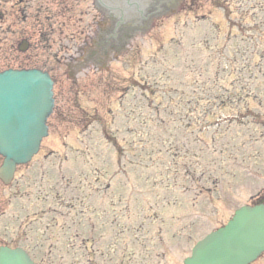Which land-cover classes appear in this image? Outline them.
Returning <instances> with one entry per match:
<instances>
[{
  "label": "flooded vegetation",
  "instance_id": "obj_1",
  "mask_svg": "<svg viewBox=\"0 0 264 264\" xmlns=\"http://www.w3.org/2000/svg\"><path fill=\"white\" fill-rule=\"evenodd\" d=\"M147 1L142 8L136 0H0V69L38 65L57 84L61 65L79 70L90 62L102 63L130 46L137 33L151 30L155 35L159 15L183 11L186 0H175L181 6L173 0ZM198 3L200 8L206 5L205 0ZM232 4V0L211 2L223 12L214 22L220 39L216 47L221 43L225 59L245 61L248 75V62L254 57L253 49L251 55L248 49L264 46V40L248 36V21L250 30L264 32V0H248V8ZM226 28L232 40L226 35L221 40ZM54 46H59L56 51L51 49ZM35 48L48 51L36 63L29 51ZM60 110L63 113L54 114L67 116L65 105ZM197 146L205 153L216 150L215 145L207 147L203 138ZM103 180H107L104 175L96 176V183L85 191L67 181L62 188L52 187L56 197L51 200L37 195L14 203V189L27 188L29 179L24 173L8 183L0 179V244L25 248L36 264H149L147 259L159 242L170 237L169 224L158 220L151 203L131 207L122 185L113 188Z\"/></svg>",
  "mask_w": 264,
  "mask_h": 264
},
{
  "label": "rangeland",
  "instance_id": "obj_2",
  "mask_svg": "<svg viewBox=\"0 0 264 264\" xmlns=\"http://www.w3.org/2000/svg\"><path fill=\"white\" fill-rule=\"evenodd\" d=\"M82 5H83V3H82ZM212 15H213L214 19L215 18L218 19L219 16H217V15L222 16L223 12L213 11ZM181 16L182 17H180V16L176 17V18L173 17L169 21L168 25L171 27L173 25H179L181 27L183 25V23L186 21V23H187L186 28L179 29L178 33H173V35H174L173 41L176 42V40L178 38L182 42L178 43L179 45H177V43L174 44L175 43L174 42L173 47H172L174 49L169 48L168 51L165 53L160 51L159 55L153 54L154 53L153 51L156 50V48H158L157 47L158 45H156V41H162L161 39L164 38V39H166V42H169V44H170V39L172 38L171 36L169 37V35L173 31L172 28H170L169 26H166V27L162 26L161 29H159L160 32L155 36V37H157V40L153 39V38L152 39L146 38L144 40L143 46H141V55L137 54L133 60H127L129 63H132L129 68H125L123 66V64H120V62H113L111 65H109L110 66L109 72L107 71V73H105V72H101L99 70L96 71L95 69L90 68L89 70H86L84 73H80L77 80H75V82H73L72 80H70L69 68H67L65 65H61L58 72L62 73V78H61L62 81H59L58 84L56 85V90L58 91V93H61L63 96L62 99H60V95L57 96V102L56 103L58 104L59 108H61V106L65 105V104L72 105V106L80 105V106L86 108V110L90 109L91 111H93L92 109H96L97 110L96 114H100L101 113L100 109H102V110L106 109L105 105L108 104L110 107H112V111L116 112L118 114L119 119L123 118L125 115H122L119 112V111L123 112V109L120 108L119 110H117V102L118 101L116 99H117V93H119V91L116 90V87L118 86L117 88L121 89V90L125 87H127L129 89H130V87L133 88L134 85H131L133 83H132V80H131L129 75H130V72L132 73L133 70L138 69V65L135 66V64L137 63V60H139V59H141V60L142 59L143 60L144 59H150L152 57H154V58H152L150 62H154L153 60H155V62H156L155 66L153 68H156L157 72L160 74L162 72H164L165 78H167V79H164V77H161L159 79L160 81L171 80L172 83H176V84H178V83L181 84L182 82L187 83V86L186 87L183 86V87L186 88L188 96H190V94L194 95L198 91V89H197L198 81L197 80H198V71H199V65H200L198 55L200 54V49L198 46L199 44L195 43V40H194V42L190 41L192 39L191 36L190 37L182 36L183 39L181 38V36H178V35H180V32H182L181 35H183L184 33L191 35L192 34L191 31L195 30V29L191 28V26L189 25V22H188V19H190V17L192 16V13H188L187 15H181ZM200 23L201 22H199V24H197V25L194 24L193 27L196 29L199 28L202 25ZM68 29L70 30L72 28L68 27ZM206 29L207 28L204 27V30H206ZM53 36L56 37L55 32L53 33ZM173 41H171V42H173ZM65 43H67V42L63 40V44H65ZM152 46H156V48L150 49V47H152ZM58 47L59 46H54L51 49L56 51V49ZM178 47H180V48H178ZM29 51L33 52L32 56H34V58L32 59V61H34L35 63L38 62V60L41 59L43 57V55L45 57L47 52H48L47 50H43L42 48L30 49ZM185 51H186V56H183ZM201 51H202V49H201ZM59 52L60 53L62 52V54H65L66 50L61 49V47H60ZM36 56H38V57L36 58ZM140 56H141V58H140ZM58 72H56V73H58ZM141 73H143V71ZM109 75L111 77H114L115 79L113 81V84H111L109 82L110 85L105 86L103 78L107 79V78H109ZM181 80H182V82H181ZM111 82H112V80H111ZM74 84H75V86L73 87ZM128 93H129L128 94V96H129L130 94L134 95L135 92L130 90ZM128 100H130V96H129ZM131 100H132V98H131ZM157 100H158V98H157ZM145 101H146L145 96H143L142 98L136 97L137 107L139 105H141L142 103H145ZM174 102H175V100H174ZM82 114H84V112ZM179 114H182V112H177V113L174 112V114H173L174 120L173 121L177 120ZM161 116L164 119H166L164 113ZM58 119H60V118L58 117ZM69 119L70 118H68V121H66L67 123L64 122L59 126L54 127V125L52 124L53 127L50 128V133L43 140L45 151L52 148V149L58 151V153L69 154L70 152H75V153H81L82 152V145H80V143H79V142H81V141H79V138H85L86 139V136L88 135V133L86 134L85 133L86 131L84 132L81 127H77L78 125L73 126V124L69 122L70 121ZM98 120L102 121L99 118H98ZM50 121H53V119H51ZM148 122H151V121L148 120ZM158 122H159V120H158ZM93 124H94V127H95V124H96V126L98 125V123H96V122H94ZM145 125L146 126H145V128L141 134L142 143L138 144L136 142L133 146L136 149V151H134V152L140 153V156L148 153V151L142 147L143 144L144 145L148 144L149 149H151L150 145H152V144L156 145V143L158 142V137H157L156 133H152L151 128L148 126L149 125L148 123L145 122ZM175 125L177 126V122L175 123ZM97 129L93 128L92 135H94V136L98 135ZM37 161H39V164H41V167L44 168L43 174H44L45 180H46L45 184H48V186H50V185H52V181L54 182V179H57V175L59 174L60 170L62 173L66 172L67 167L74 160L71 161V160L48 159V160H44V161L43 160H37ZM76 161H78V160H76ZM141 170L144 172L146 169L145 168H138L137 166L135 167L134 172L136 171V175L138 174V177L141 174L140 173ZM148 170H149V172L148 173L146 172L148 176L149 175L152 177L158 176L157 168L150 166L148 168ZM242 171H244V170H242ZM136 175H135V173H133V177L135 178L134 183H136V185L139 184V179H140L141 184H145V185L151 184V181H152L151 177L148 178L147 179L148 181L146 182L143 176H142V178L136 179ZM34 177H35V173L34 172L30 173V175H29L30 186H34V184H35ZM247 179H249L248 193L250 192L249 190L253 186V184H257L260 186L263 183L262 179H259V178H258L257 182H254V180H251V177H248ZM115 184L116 185L118 184L117 181L115 182ZM138 188H139V190L136 191V195H135V198L137 200L143 199V198H145V196L148 197V195L150 197H152L154 195L155 196L158 195V193L161 194L160 186H157V185L155 187H153L154 189L151 187H149V189H147L143 186H140ZM237 192H238V195H237L238 203L241 202L240 200H245L248 196V193L241 192L238 189H237ZM126 194H127V192H126ZM203 194L206 195L207 193H203ZM226 202H228V201H226ZM224 206H225L224 210L226 211L227 208H229V205L225 204ZM211 209H212V214H213L215 208L211 207ZM229 211H230V209H228L227 212H229ZM196 217L205 221V225L214 223V218L211 220H206L198 214H196ZM17 220L18 219H16V221ZM190 222L193 223L194 221H190ZM205 225L202 224L199 227L195 226L196 227L195 228V230H196L195 234L197 236L201 235L204 232L203 230L205 229ZM193 241L194 240H192L191 243L189 242V244H186L184 242L175 243L176 240L173 242L174 247H173L172 251L170 250V252H169L171 255L170 256L171 264H181V260L184 257V255H187L189 253L190 246L193 243ZM154 260L155 259L150 260V263L155 264ZM164 262H165V264L168 263V261L166 259H164ZM253 264H264V256L261 259L257 260L256 262H254Z\"/></svg>",
  "mask_w": 264,
  "mask_h": 264
},
{
  "label": "water",
  "instance_id": "obj_3",
  "mask_svg": "<svg viewBox=\"0 0 264 264\" xmlns=\"http://www.w3.org/2000/svg\"><path fill=\"white\" fill-rule=\"evenodd\" d=\"M52 81L39 69L0 72V153L2 172L11 173L25 162L46 134L44 121L52 107ZM264 249V206H242L233 218L192 249L184 264H246ZM12 254V253H11ZM12 264H27L23 253L12 254ZM7 256L0 255V264ZM29 263V262H28Z\"/></svg>",
  "mask_w": 264,
  "mask_h": 264
}]
</instances>
